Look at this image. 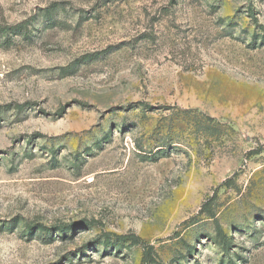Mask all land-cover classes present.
<instances>
[{"label": "rangeland", "instance_id": "rangeland-1", "mask_svg": "<svg viewBox=\"0 0 264 264\" xmlns=\"http://www.w3.org/2000/svg\"><path fill=\"white\" fill-rule=\"evenodd\" d=\"M0 264H264V0H0Z\"/></svg>", "mask_w": 264, "mask_h": 264}]
</instances>
